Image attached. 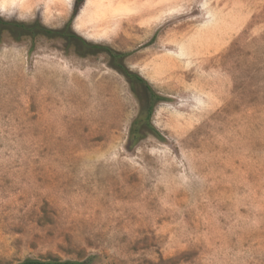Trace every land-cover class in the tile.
Here are the masks:
<instances>
[{"label":"rangeland","instance_id":"rangeland-1","mask_svg":"<svg viewBox=\"0 0 264 264\" xmlns=\"http://www.w3.org/2000/svg\"><path fill=\"white\" fill-rule=\"evenodd\" d=\"M0 0L125 54L0 24V264H264V0Z\"/></svg>","mask_w":264,"mask_h":264},{"label":"trees","instance_id":"trees-1","mask_svg":"<svg viewBox=\"0 0 264 264\" xmlns=\"http://www.w3.org/2000/svg\"><path fill=\"white\" fill-rule=\"evenodd\" d=\"M83 0H76L75 10L79 9ZM0 24L6 29H10L17 33L18 36L24 35L29 38L46 37L49 39L61 40L65 44V48H77L81 55L104 52L111 58V66L123 73L130 83L133 85L140 84L143 88V98L145 107L139 116L134 120L130 129L129 140L132 144H136L144 139L148 134L160 137V132L152 124V116L155 104L162 98L156 94L151 85L138 73L130 70L124 63L125 54L113 49L109 45L93 43L73 31L69 25L61 28H50L39 22H5L0 18ZM161 138V137H160ZM17 264H83L76 260H62L56 257L48 258H26Z\"/></svg>","mask_w":264,"mask_h":264}]
</instances>
